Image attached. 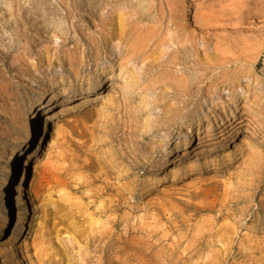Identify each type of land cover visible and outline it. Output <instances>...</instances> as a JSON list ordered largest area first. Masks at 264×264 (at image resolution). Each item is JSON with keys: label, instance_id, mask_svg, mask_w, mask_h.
Here are the masks:
<instances>
[{"label": "rangeland", "instance_id": "obj_1", "mask_svg": "<svg viewBox=\"0 0 264 264\" xmlns=\"http://www.w3.org/2000/svg\"><path fill=\"white\" fill-rule=\"evenodd\" d=\"M32 1L0 0V264H264V0H175V24L196 36L199 49L195 20L220 9L208 50L248 42L245 60L253 69L234 96L223 86L172 125L158 103L149 126L145 111L126 117L141 98L131 101L108 86L119 81L110 59H89L93 28L81 27L78 10L65 6L70 0H40L58 8L64 30L45 28V15L30 16ZM105 66L99 98L70 113L58 134L49 127L43 135L53 143L49 151L34 128L20 142L41 119L32 112L40 96L88 84ZM246 95L253 119L242 113ZM212 102L225 105L227 115L210 111ZM212 122L213 136L206 131ZM30 149L41 158L36 173L31 157L19 170ZM19 171L31 182L30 196L17 182Z\"/></svg>", "mask_w": 264, "mask_h": 264}, {"label": "bare ground", "instance_id": "obj_2", "mask_svg": "<svg viewBox=\"0 0 264 264\" xmlns=\"http://www.w3.org/2000/svg\"><path fill=\"white\" fill-rule=\"evenodd\" d=\"M31 3L32 5L29 4L31 7L28 9L30 16L40 14L42 17L44 15L48 17V22H44L45 28L51 25L50 28L64 30L67 27L55 5L40 0H34ZM68 4L78 10L82 19L81 27L93 28L89 36V59L92 58V61L96 63L103 54L110 59L108 68L111 71L113 68L118 70V74L115 76L119 81L108 86L114 87L131 101H135L140 96L137 109L126 117L136 119L139 117V112L145 111V126H149L152 119L150 109L158 106V103L162 106L163 114H171L168 124L172 125L175 122V117L190 114L194 110L193 108L199 105L200 98L204 97L210 100L216 98L223 86L231 89L230 94L234 96L235 89L241 87L239 80L246 76V69L249 68L248 72L253 69L252 64L246 65L247 61L245 60L250 50L248 42L243 43V46H238L236 41L229 40L225 44V48L216 46L212 48L211 52L208 50L211 45L208 31L217 28V20H219V13H221L220 9H218L219 13H217L218 10L213 9L216 6L205 9L207 11L201 13L195 20L196 28L202 33L204 40L201 45L202 49H199L196 36L190 34L185 26L175 24V0H167L166 4L163 3V0H70V2L65 3V6L69 7ZM9 7L10 4H8L7 9ZM69 11L66 10L68 14H70ZM13 21L16 22V25L19 24L16 18H13ZM25 24L26 21L23 25ZM38 28L40 27H36L37 30ZM213 35L215 36V34ZM2 41L0 37V45H4ZM231 48L234 51L231 52L229 50ZM106 67L102 68L99 76L88 84L70 90L57 91L55 88L52 92H47V96L44 94L40 96L32 104V112L34 114L38 111L35 119L37 120L39 115L41 119L37 122L34 119L36 124L34 122L35 125L30 127L29 133L26 132L22 135L20 142L25 143L29 139L32 128H34V134L39 133L40 135L38 145L40 148L44 145L43 149L46 152L49 151L53 143L46 140L43 135L47 136L50 131L49 127H51L53 134H58L65 125L72 121L73 118H71L70 113L75 111L77 107L84 106L99 98L97 90L102 88L105 75L108 74V72L103 73L108 69ZM39 69V66L35 67L30 73L32 75H34L33 72L39 73ZM111 78H106L108 79L106 84L111 81ZM156 89L158 91L154 94ZM245 92L249 94L250 89L246 88ZM49 93H52L50 97L48 96ZM150 97L151 100H149ZM169 99H173L174 102L171 103ZM57 100L60 104L54 110L50 109L51 103ZM243 100L242 113L253 119L255 113L248 110L251 99L246 95ZM112 103V101H108L105 107L108 108ZM217 103H213L207 108L214 112L224 109V114L227 115L226 106H219ZM222 119H225V115L222 116ZM46 125L48 129L44 131L42 128ZM215 125L212 122V128L206 129L207 132H212V136L216 134L218 128ZM220 125L224 126L225 124ZM189 127L190 124L187 123L185 128L188 129ZM225 132L224 129L221 135H226L227 132ZM171 133H174V129ZM188 142L187 139L184 143V149H187ZM22 152L14 151L12 155L15 153L22 154ZM27 154L29 155L26 158ZM38 156L39 153L35 149L28 150L22 156L19 170L21 171V165L27 164L29 157H31V161L34 163L33 172L36 173L38 163L41 161ZM20 171L17 182L21 187H24L26 194L30 196L31 182L28 183L27 175H21ZM12 172L9 169L7 174ZM5 179H3L1 194L5 190ZM21 187L17 186L15 190H12L16 203L19 202L21 196ZM1 220L0 212V229Z\"/></svg>", "mask_w": 264, "mask_h": 264}]
</instances>
